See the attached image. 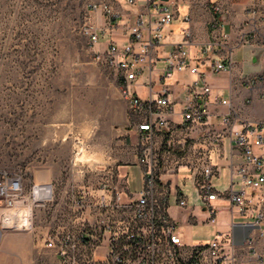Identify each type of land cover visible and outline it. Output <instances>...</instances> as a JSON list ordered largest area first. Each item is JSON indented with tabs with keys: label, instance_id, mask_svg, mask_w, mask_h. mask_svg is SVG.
<instances>
[{
	"label": "built area",
	"instance_id": "1",
	"mask_svg": "<svg viewBox=\"0 0 264 264\" xmlns=\"http://www.w3.org/2000/svg\"><path fill=\"white\" fill-rule=\"evenodd\" d=\"M145 5L153 11L156 31L171 23L175 0H145ZM121 16L113 0H91L82 27L89 45L99 41V29L109 30ZM144 23L143 15L138 14L129 26V41L123 45L108 44L103 55L115 70L119 93L133 121L130 129L136 143L132 157L133 165L140 171V189L130 193L127 175L111 168L102 171L94 185L72 193L60 205L50 183H32L25 189L18 175L0 171V226L29 229L34 209L48 205L44 244L58 257L59 264H231L229 235L224 232L215 230L207 242L185 243L182 225L169 212L171 202L179 208L187 207V197L176 178L181 170L191 174L192 188L205 214L200 223L215 225L220 207L214 202L226 201L227 210H254L252 225L257 227V235L264 237L260 224L264 216V123L244 118L231 109L212 113V105L228 106L229 100L204 81L183 44H173L168 50L161 81L154 90L150 51L161 35L155 32L153 39L143 41ZM144 67L149 69V79L144 83L147 97L142 99L134 82ZM213 67L228 71L231 65L216 60ZM184 70L195 80L175 100L164 81ZM243 84L247 88L260 85L264 96V71L243 78ZM174 113L180 118L178 122L168 118ZM225 141L239 153L241 161L232 169L228 185L220 191L213 183L219 173L213 157L223 156ZM234 180L239 184L236 189Z\"/></svg>",
	"mask_w": 264,
	"mask_h": 264
},
{
	"label": "rangeland",
	"instance_id": "2",
	"mask_svg": "<svg viewBox=\"0 0 264 264\" xmlns=\"http://www.w3.org/2000/svg\"><path fill=\"white\" fill-rule=\"evenodd\" d=\"M90 1L0 0V171L18 175L28 189L33 176L48 184L52 169L53 194L65 190L60 205L118 165L130 193L141 186L139 168L130 165L134 149L126 145L133 121L103 57L107 44L91 46L82 34ZM176 180L186 216H194L191 225L179 222L185 243L207 242L222 230L224 203L214 202L215 225L200 223L205 214L191 174L181 170ZM223 181L213 180L216 190Z\"/></svg>",
	"mask_w": 264,
	"mask_h": 264
},
{
	"label": "crops",
	"instance_id": "3",
	"mask_svg": "<svg viewBox=\"0 0 264 264\" xmlns=\"http://www.w3.org/2000/svg\"><path fill=\"white\" fill-rule=\"evenodd\" d=\"M175 1L176 10L171 23L156 31L153 11L146 7L145 0H135L133 5L128 4L126 0H113L122 16L116 19L109 30H98L99 47L104 48L110 43L118 45L127 43L129 26L133 24L135 17L141 14L145 21L141 30L142 40L153 39L155 32L161 35L159 43L150 51L153 60L150 80L154 90L161 81L160 73L168 50L173 44H183L190 62L197 64L204 81L216 94L229 100L228 106L212 105L210 107L212 113H222L231 109L244 118L264 123V96H261L260 85L247 88L243 84V78L254 77L264 71V15L260 8L262 0ZM216 60L230 63V69L216 71L213 67ZM148 71L149 69L144 67L142 75L134 82L136 92L142 99L147 97L144 83L148 82ZM194 80L195 76L184 70L175 73L164 82L170 87V97L179 100L182 92ZM168 118L173 122L180 119L175 113ZM214 120L212 117V121ZM127 132L126 145L134 149L135 135L130 127L127 128ZM261 152L264 155V146ZM222 153L221 158L213 157V160L219 165L217 178H223L225 188L230 182L232 169L240 163L241 157L227 141L222 145ZM133 163L132 161L131 165ZM119 166H116L117 171ZM55 175L52 169H48L45 182L48 179L49 183H53ZM238 187L237 180H234V188ZM55 190L54 199L61 203L60 200L65 198V190L62 192ZM223 203L220 213L222 230L219 231L229 235V248L233 254L231 264H264V237H259L257 227L252 225L255 220L254 210L239 213L235 207L227 210L228 203L226 201ZM48 208V205L46 208L38 205L34 209L29 229L11 230L0 226V264H59L58 257L44 244L49 218ZM184 209L171 202L169 212L178 222L189 224L190 218L194 216H186ZM1 210L0 202V212ZM260 224L264 228V216ZM258 258L261 259V263H258Z\"/></svg>",
	"mask_w": 264,
	"mask_h": 264
}]
</instances>
